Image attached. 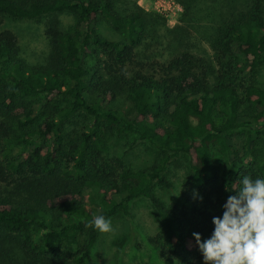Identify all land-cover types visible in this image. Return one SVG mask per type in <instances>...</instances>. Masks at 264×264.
Returning a JSON list of instances; mask_svg holds the SVG:
<instances>
[{
	"label": "trees",
	"instance_id": "obj_1",
	"mask_svg": "<svg viewBox=\"0 0 264 264\" xmlns=\"http://www.w3.org/2000/svg\"><path fill=\"white\" fill-rule=\"evenodd\" d=\"M176 1L187 27L171 39L137 0H0V264H96L99 231L90 221L129 217L139 197L156 214L147 240L161 261L203 264L192 234L210 237L212 218L235 195L227 187L264 178V0H247L205 37L197 33L209 55L188 38L209 11L201 0ZM6 18L44 19L42 62L20 56ZM102 22L115 39L98 32ZM172 40L186 45L169 48ZM240 131L242 150L231 139ZM128 135L122 154L105 151V138ZM135 142L156 150L149 166L127 164ZM173 165L185 177L167 204L154 190L170 187Z\"/></svg>",
	"mask_w": 264,
	"mask_h": 264
},
{
	"label": "rangeland",
	"instance_id": "obj_2",
	"mask_svg": "<svg viewBox=\"0 0 264 264\" xmlns=\"http://www.w3.org/2000/svg\"><path fill=\"white\" fill-rule=\"evenodd\" d=\"M200 7L205 11H209L206 17H197L198 22H193L195 28H189L191 34V42L200 41L199 47L196 49L199 53L210 54L211 51L207 44L200 40L198 35L205 37L211 31V27L215 25L221 18H225L232 11L240 10L246 4L247 0H201ZM137 4L146 12L154 16H160L164 20V25H157V32L161 35H166L168 38H177L185 31L187 25L180 21L183 13V8L178 6L176 0H137ZM63 25L70 27L73 25V20L70 16L62 15ZM44 19L41 21L35 20H13L6 18L3 23V28L9 29L15 33L19 42L20 56L30 64H37L48 54V42L44 35ZM162 24V25H161ZM179 26L183 30H176ZM207 28V29H205ZM98 32L103 36L115 39L114 34L109 29L106 23L102 22L98 26ZM176 32L180 34L176 35ZM186 34V32H185ZM195 40V41H194ZM165 42V41H164ZM186 44L183 41L172 40L169 48H173L175 44ZM156 45V44H154ZM160 51L167 50L160 45ZM156 49L155 46L150 50ZM259 82L264 87V66L259 73ZM44 95H38L37 99L41 100ZM65 101L58 99L55 106L62 107ZM232 143L236 148L242 150L243 133L231 134ZM134 137L131 135L116 139L108 136L104 140V149L106 152L122 154L132 144ZM16 149H11V153H15ZM156 156L154 147L146 142H135L132 148L126 153L125 160L128 165L133 168H143L149 166ZM179 163H184L180 160ZM184 167L173 165L167 173V180L170 183L169 188L155 187V194L163 202L169 204L177 201L179 190L182 186V181L185 177ZM112 221L113 231L111 233H100L98 240L93 249V259L96 264H164L158 257L157 252L148 243V236H153L158 230V220L156 214L148 200L144 198H136L130 203V216L116 215L110 218Z\"/></svg>",
	"mask_w": 264,
	"mask_h": 264
},
{
	"label": "clouds",
	"instance_id": "obj_3",
	"mask_svg": "<svg viewBox=\"0 0 264 264\" xmlns=\"http://www.w3.org/2000/svg\"><path fill=\"white\" fill-rule=\"evenodd\" d=\"M226 191L235 195L227 198L222 216L212 218L210 237L192 234L203 264H264V178L245 175L238 190ZM193 195L202 200L198 192ZM89 226L100 233L113 231L112 221L103 215H95Z\"/></svg>",
	"mask_w": 264,
	"mask_h": 264
},
{
	"label": "built area",
	"instance_id": "obj_4",
	"mask_svg": "<svg viewBox=\"0 0 264 264\" xmlns=\"http://www.w3.org/2000/svg\"><path fill=\"white\" fill-rule=\"evenodd\" d=\"M178 6H180V5H178ZM180 8H181V6H180Z\"/></svg>",
	"mask_w": 264,
	"mask_h": 264
}]
</instances>
